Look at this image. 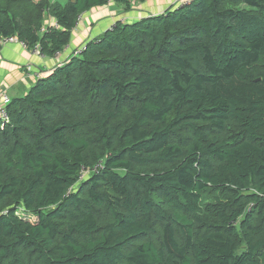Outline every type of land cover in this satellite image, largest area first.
Segmentation results:
<instances>
[{
	"label": "trees",
	"instance_id": "obj_1",
	"mask_svg": "<svg viewBox=\"0 0 264 264\" xmlns=\"http://www.w3.org/2000/svg\"><path fill=\"white\" fill-rule=\"evenodd\" d=\"M111 1L148 0H0V38ZM6 110L0 264H264V0L116 21Z\"/></svg>",
	"mask_w": 264,
	"mask_h": 264
},
{
	"label": "crops",
	"instance_id": "obj_2",
	"mask_svg": "<svg viewBox=\"0 0 264 264\" xmlns=\"http://www.w3.org/2000/svg\"><path fill=\"white\" fill-rule=\"evenodd\" d=\"M63 4L68 0H59ZM172 0H148L144 3H133L129 12L122 4L114 1L105 6L96 7L82 14L73 30L70 44L58 57L40 58L30 48L19 43H7L0 48V93L6 92L11 98L21 97L41 77L50 73L57 65L63 64L77 49L96 38L116 21L130 22L145 16L164 12L172 6ZM56 26L57 20L46 18V26Z\"/></svg>",
	"mask_w": 264,
	"mask_h": 264
},
{
	"label": "built area",
	"instance_id": "obj_3",
	"mask_svg": "<svg viewBox=\"0 0 264 264\" xmlns=\"http://www.w3.org/2000/svg\"><path fill=\"white\" fill-rule=\"evenodd\" d=\"M191 1L192 0H173V3L176 4V6L178 7V6H183L185 4H188ZM7 43H19L22 46L27 47V45L23 41L17 39L14 36L0 38V45H5ZM30 49L35 55L39 56L40 58L47 57L40 43L35 44ZM61 53L62 52H57L56 57H58ZM10 101H11V98L6 92L0 93V117L3 118L5 122L8 121V113H7L6 107L10 103Z\"/></svg>",
	"mask_w": 264,
	"mask_h": 264
},
{
	"label": "rangeland",
	"instance_id": "obj_4",
	"mask_svg": "<svg viewBox=\"0 0 264 264\" xmlns=\"http://www.w3.org/2000/svg\"><path fill=\"white\" fill-rule=\"evenodd\" d=\"M2 46V45H1ZM11 98V97H10ZM21 214V213H20ZM22 215V214H21ZM25 219L30 220V221H35L36 217L35 216H30V215H22Z\"/></svg>",
	"mask_w": 264,
	"mask_h": 264
}]
</instances>
